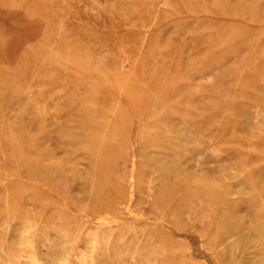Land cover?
<instances>
[{
  "label": "rangeland",
  "instance_id": "374dc122",
  "mask_svg": "<svg viewBox=\"0 0 264 264\" xmlns=\"http://www.w3.org/2000/svg\"><path fill=\"white\" fill-rule=\"evenodd\" d=\"M26 176L92 218L17 196L0 264H82L80 226L106 264H264V0H0V183L52 201Z\"/></svg>",
  "mask_w": 264,
  "mask_h": 264
},
{
  "label": "bare ground",
  "instance_id": "6f19581e",
  "mask_svg": "<svg viewBox=\"0 0 264 264\" xmlns=\"http://www.w3.org/2000/svg\"><path fill=\"white\" fill-rule=\"evenodd\" d=\"M159 17H160V14H159ZM103 22H105V21H103ZM157 23H158V21H157ZM150 37H151V35H150ZM100 43L101 44H97L100 47V49H105V51L108 52L107 60L110 59L113 64L120 67L122 64L119 61V59L121 58L119 56V52L117 50H113L110 47H107L106 45H104L102 43V41ZM177 43H179V42H177ZM180 43H181V41H180ZM104 47H106V48H104ZM25 179L29 183L33 182L35 184L36 188L39 189L41 194L49 195L51 197L52 201H50L49 203H46V202L44 203L40 199V196H41L40 194L38 195V193H30L27 191H21L20 188H11L10 185L4 181V182L0 183V197H2V198H0V206L1 207L8 206V205H10L11 202L14 201V199L17 196H20L23 199V204L21 205L22 214L25 216L26 225H28V227L32 229L33 233H35L42 226V224H46V225H49L51 227H59L60 231L62 233L65 232L67 234L70 222L67 221V219L64 215V213L66 211L72 212L73 214L74 213L76 214V212H79V211L82 212V213L79 212L78 214L81 215V218L86 219L85 223H88L91 220L92 217L89 214L85 213L83 210H79L78 208H75L72 205V203L66 197H64L63 195H61L57 191L48 187L44 183L37 181V180H34V179H31L27 176ZM58 202H62V205H63L62 209L58 208L56 206V205H58ZM2 205H4V206H2ZM131 213H134V212H131ZM99 216H100L99 219H103V218H101V214ZM124 216H126V215H124ZM105 218H106V216H105ZM105 218H104V220H105ZM112 218H113V216H112ZM112 220L113 219H111L110 221H112ZM88 229L89 228L83 229V226H80V228L77 231L78 233H75L74 239H75V242H77L76 247H75V254H76L77 258L82 262V264H106L104 262L105 260L103 258H101L100 254H99V246L101 245L100 244L101 238H100L99 228L91 227L90 228L91 230L90 229L88 230ZM52 235H53V233H52ZM81 236H85L84 239H81L82 241L80 240ZM31 240H32V238H31ZM31 240L29 241L28 244H30V242L32 243L33 240L32 241ZM41 255H42V257L48 258V256H49L48 249H42L41 254H40V252H38V250L33 249L29 254L26 255V258L30 262V264H42V262L40 260ZM57 259H58L57 262H59L60 264H68L67 258L62 259V260H60L59 258H57ZM54 260H56V258ZM59 263H55V264H59ZM8 264H12V263L10 262Z\"/></svg>",
  "mask_w": 264,
  "mask_h": 264
}]
</instances>
